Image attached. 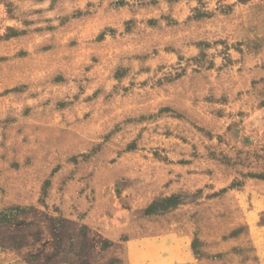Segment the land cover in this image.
Returning a JSON list of instances; mask_svg holds the SVG:
<instances>
[{
	"label": "rangeland",
	"instance_id": "374dc122",
	"mask_svg": "<svg viewBox=\"0 0 264 264\" xmlns=\"http://www.w3.org/2000/svg\"><path fill=\"white\" fill-rule=\"evenodd\" d=\"M0 264H264V0H0Z\"/></svg>",
	"mask_w": 264,
	"mask_h": 264
},
{
	"label": "trees",
	"instance_id": "16d2710c",
	"mask_svg": "<svg viewBox=\"0 0 264 264\" xmlns=\"http://www.w3.org/2000/svg\"><path fill=\"white\" fill-rule=\"evenodd\" d=\"M240 1H242V2H247V1H249V0H240ZM170 200H172V199H170Z\"/></svg>",
	"mask_w": 264,
	"mask_h": 264
}]
</instances>
